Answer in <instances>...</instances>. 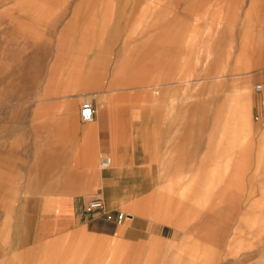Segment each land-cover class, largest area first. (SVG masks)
Wrapping results in <instances>:
<instances>
[{
	"label": "crops",
	"instance_id": "obj_1",
	"mask_svg": "<svg viewBox=\"0 0 264 264\" xmlns=\"http://www.w3.org/2000/svg\"><path fill=\"white\" fill-rule=\"evenodd\" d=\"M189 3L140 7L132 28L123 16L107 33V22L88 23L92 45L84 59L68 60L64 82L45 93L63 111L71 101L58 95L72 96L77 109L89 100L94 118L83 123L65 112L56 118L43 151L53 177L29 187L21 204L35 208L19 226L14 253L0 264H156L173 252L175 231L200 223L207 205L214 216L208 221L217 225L200 223L199 235L204 246L221 239V216L237 204L231 188L251 109L264 129V0H232L236 28L221 29L208 44L203 31L188 27ZM52 56L48 68L55 72ZM257 80L262 89L254 96ZM92 197L103 207L86 210ZM117 210L129 216L121 225L105 217Z\"/></svg>",
	"mask_w": 264,
	"mask_h": 264
},
{
	"label": "rangeland",
	"instance_id": "obj_2",
	"mask_svg": "<svg viewBox=\"0 0 264 264\" xmlns=\"http://www.w3.org/2000/svg\"><path fill=\"white\" fill-rule=\"evenodd\" d=\"M110 1L112 7L108 5ZM149 1L175 7L190 1L188 27L194 33L198 29L203 31L207 44L221 29L226 28L229 33L236 28L238 15L230 9L232 0H200L199 6L206 7V12L200 14L199 21L195 0H0V263L14 253L19 226L28 223L29 211L35 208L21 204L23 197L29 195V187L36 183L44 187L53 177L45 171L43 151L45 140L52 139L55 132L56 118L63 112L79 118V104L69 99L72 96L58 95L71 101L69 109L63 111L52 107L49 101L55 95L45 91L64 82L67 65L72 63L69 61L78 56L84 59L87 46L92 45V37L86 35L90 21L97 18L99 27L107 22L104 33L109 32L111 23L125 20L129 21L126 27L132 28L140 7L154 5L147 4ZM143 10L141 15L146 16V22L149 13L144 12L149 10ZM126 11L129 13L122 14ZM52 55L56 56L58 65L55 72L48 68ZM260 84L257 80L251 86L252 95L258 94L256 86ZM250 111V129L239 135L237 158L242 164L238 167V183L231 188L235 194L232 201L237 204L221 216L226 226L221 239L204 246L207 240L199 235L200 223L217 225L208 221L214 216L208 212L207 205L199 214L200 223L194 220L187 228L175 231L173 252L166 254L168 258L162 254L156 264H167L172 254L169 264H264V129L259 126L256 111ZM211 200L217 201L212 197Z\"/></svg>",
	"mask_w": 264,
	"mask_h": 264
},
{
	"label": "built area",
	"instance_id": "obj_3",
	"mask_svg": "<svg viewBox=\"0 0 264 264\" xmlns=\"http://www.w3.org/2000/svg\"><path fill=\"white\" fill-rule=\"evenodd\" d=\"M261 89H262L261 85L256 86L257 91H260ZM94 114H95V108L93 104L89 100L85 99L81 103L79 109L80 121L83 123L92 121V119L94 118ZM104 161H105L104 163H106L108 162V159L104 158ZM102 207H103V200L100 197H92L86 200L85 202V209L88 211L100 209ZM106 217L109 220H113L117 225H121L126 218V214L122 210H117L115 214L107 213Z\"/></svg>",
	"mask_w": 264,
	"mask_h": 264
},
{
	"label": "bare ground",
	"instance_id": "obj_4",
	"mask_svg": "<svg viewBox=\"0 0 264 264\" xmlns=\"http://www.w3.org/2000/svg\"><path fill=\"white\" fill-rule=\"evenodd\" d=\"M109 162V161H108ZM108 162L104 163V164H108Z\"/></svg>",
	"mask_w": 264,
	"mask_h": 264
}]
</instances>
